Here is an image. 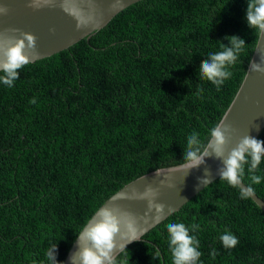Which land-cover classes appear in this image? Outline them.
Returning a JSON list of instances; mask_svg holds the SVG:
<instances>
[{
	"label": "trees",
	"instance_id": "obj_1",
	"mask_svg": "<svg viewBox=\"0 0 264 264\" xmlns=\"http://www.w3.org/2000/svg\"><path fill=\"white\" fill-rule=\"evenodd\" d=\"M246 9L247 0H139L88 38L20 69L12 87L0 82V264H48L54 245L63 262L113 193L185 162L193 131L205 145L258 38ZM231 35L245 49L217 90L199 79L200 65ZM248 167L243 182L264 200V159L260 184ZM176 222L200 226L190 233L200 241L198 264H264V212L220 177L126 246L117 264H172L166 225ZM225 232L236 247L223 246Z\"/></svg>",
	"mask_w": 264,
	"mask_h": 264
},
{
	"label": "clouds",
	"instance_id": "obj_2",
	"mask_svg": "<svg viewBox=\"0 0 264 264\" xmlns=\"http://www.w3.org/2000/svg\"><path fill=\"white\" fill-rule=\"evenodd\" d=\"M52 4V0H29V7L39 10ZM67 10V9H65ZM9 9L5 5H0V15H6ZM89 18L78 17L77 29L86 26ZM246 20L248 26L254 30L256 36L264 40V0H247ZM55 32V29H51ZM19 33V35H16ZM230 41V45L221 43V51L210 53L206 60L200 65L199 79L210 81L220 90L226 80L232 77L230 66H234L239 55L245 49V40L238 35L225 37ZM259 40L257 50L261 43ZM39 55L37 50V37L32 32L23 31L18 28H9L0 31V82L12 87L14 81L19 79V70L33 62ZM251 70L264 73V54H261L260 63L251 62ZM200 89L197 95H201ZM35 104L36 100L32 99ZM231 126L225 122H219L210 129L207 145L202 144L199 133H193L187 138L185 147V164L183 171L187 174L192 168H198L205 164V157L213 154L223 161V167L219 169L220 179L226 181L232 187L239 189L242 199L250 198L254 195V189L249 184L244 187L242 184L245 175V165H249L247 171L252 184H260L262 177L256 175V170L264 159V140L257 139L250 135L240 138L237 145L227 152L229 134ZM159 175V173L157 172ZM201 182L209 184L210 175L201 178ZM163 184L164 181H161ZM159 190L151 185L145 187L141 192L133 189L131 196L128 193H120L112 198L113 201L120 199H140L147 201V212L143 217L121 209L116 205L106 204L97 210L94 217L88 222L83 230L77 234L78 250L70 257L72 264H117L116 249L122 252L126 245L132 241L140 240V236L145 230L140 220L145 223L149 219L158 222L164 215L165 205L157 201ZM154 215H151L152 213ZM169 234V249L172 257V264H198L202 255L199 250V239L190 233L199 229V225L193 223L190 227L182 222L168 223L166 225ZM117 237L120 242L117 243ZM223 246L226 249L234 248L238 245V238L231 232H225L220 236ZM215 251L212 252L213 257ZM57 245L49 248L46 252L48 264H63L57 261ZM159 256V252L156 253ZM43 264V262H42Z\"/></svg>",
	"mask_w": 264,
	"mask_h": 264
},
{
	"label": "water",
	"instance_id": "obj_3",
	"mask_svg": "<svg viewBox=\"0 0 264 264\" xmlns=\"http://www.w3.org/2000/svg\"><path fill=\"white\" fill-rule=\"evenodd\" d=\"M137 1L139 0H52V4L49 6L34 10L29 7V0H0V5H5L9 9L6 15H0V31L18 28L34 33L37 37V50L39 52V55L34 58V62L64 50L84 37L88 38L94 31L104 27L118 12ZM81 16L86 19L91 17V19L86 26L77 29L78 17ZM53 28L55 32L51 31ZM261 39L258 36L251 58L245 68L243 79L219 120V122H225V125L231 126L225 155L237 145L241 137L250 135L257 138L264 127V73L256 72L250 68V63H260L261 54H264V40ZM259 40L261 43L259 50H257ZM208 140L205 145H207ZM205 161V164L198 168L189 170L188 174L182 170L185 164L182 162L140 175L113 193L98 209L106 204L116 205L137 217H143L147 212L146 200L129 198L113 201L112 198L120 193H128L131 196L133 189L142 192L146 186L151 185L159 190L157 201L165 205V211L158 222L149 219L145 223L144 220H140L141 226L145 229L142 234L144 235L205 187L206 184L201 182L202 177L210 175L209 183L220 177L219 169L223 167V161L216 158L214 154L205 157ZM161 181L164 183L162 184ZM242 184L244 187L248 186L243 181ZM250 199L264 212V200L262 198L254 192ZM97 210L80 232L94 217ZM154 214L153 212L151 215ZM119 242L120 239L117 237V243L119 244ZM78 247V237L76 236L63 260V264H72L70 257L78 250ZM114 254H119L118 248Z\"/></svg>",
	"mask_w": 264,
	"mask_h": 264
}]
</instances>
